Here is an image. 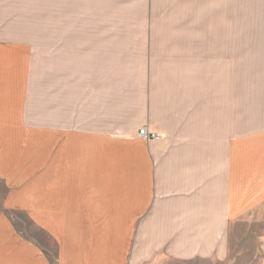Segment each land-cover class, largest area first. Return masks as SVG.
<instances>
[{"label": "crops", "instance_id": "crops-1", "mask_svg": "<svg viewBox=\"0 0 264 264\" xmlns=\"http://www.w3.org/2000/svg\"><path fill=\"white\" fill-rule=\"evenodd\" d=\"M200 29L217 51L153 44ZM253 217L264 0H0V264H226Z\"/></svg>", "mask_w": 264, "mask_h": 264}, {"label": "rangeland", "instance_id": "rangeland-1", "mask_svg": "<svg viewBox=\"0 0 264 264\" xmlns=\"http://www.w3.org/2000/svg\"><path fill=\"white\" fill-rule=\"evenodd\" d=\"M31 20V19H29ZM47 22V15L44 18ZM9 33H13L14 29L9 27ZM87 37L72 36L67 40H95L98 30L87 29ZM106 30L104 31V33ZM111 32V31H109ZM197 30H193V36H187L184 34L182 37H173L171 40H165L161 38L159 40H153V44L158 48V51H171L176 50L183 54L184 58L192 56L193 54L208 53L209 48L208 41L210 40H224L223 36H209L207 30L200 29V35H194ZM101 33V30H100ZM34 34V35H33ZM49 32L47 29H40L39 32L30 29L29 37L32 40H25L31 43L34 50V71L35 74H42L46 76L48 54L54 49L59 40H52L49 38ZM110 36V35H109ZM103 40H113L112 37H103ZM126 40L127 38H120ZM247 42V51L249 53L254 51V44L257 40H245ZM234 47V46H233ZM234 52V49H233ZM230 253L226 264H264V219L262 217H253L252 219L237 223L232 226L229 236Z\"/></svg>", "mask_w": 264, "mask_h": 264}, {"label": "built area", "instance_id": "built-area-1", "mask_svg": "<svg viewBox=\"0 0 264 264\" xmlns=\"http://www.w3.org/2000/svg\"><path fill=\"white\" fill-rule=\"evenodd\" d=\"M139 135L146 139V140H153V139H157L158 136L156 134H151L147 131L146 128H143L140 132H139Z\"/></svg>", "mask_w": 264, "mask_h": 264}]
</instances>
